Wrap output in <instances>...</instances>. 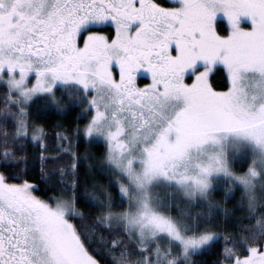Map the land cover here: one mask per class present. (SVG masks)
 <instances>
[{
  "label": "snow or ice",
  "instance_id": "1",
  "mask_svg": "<svg viewBox=\"0 0 264 264\" xmlns=\"http://www.w3.org/2000/svg\"><path fill=\"white\" fill-rule=\"evenodd\" d=\"M0 264H264V0H0Z\"/></svg>",
  "mask_w": 264,
  "mask_h": 264
},
{
  "label": "trees",
  "instance_id": "2",
  "mask_svg": "<svg viewBox=\"0 0 264 264\" xmlns=\"http://www.w3.org/2000/svg\"><path fill=\"white\" fill-rule=\"evenodd\" d=\"M72 116H74L75 115V113H72L71 114ZM69 118H71V117H69ZM61 120V117L60 116H58V115H53L51 118H50V120H49V125H51V124H53V123H55V122H57V121H60ZM50 131H55V129H52V128H50L49 129ZM81 151H83V149H81ZM35 175H39V173H38V171L35 173ZM228 207H231V204H229L228 205ZM207 259H211V257H208Z\"/></svg>",
  "mask_w": 264,
  "mask_h": 264
}]
</instances>
